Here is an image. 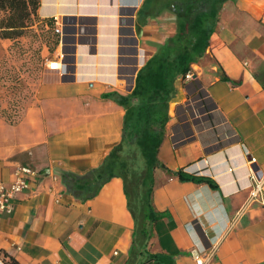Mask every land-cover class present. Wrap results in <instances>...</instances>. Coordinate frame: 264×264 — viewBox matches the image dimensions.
Listing matches in <instances>:
<instances>
[{
    "label": "crops",
    "instance_id": "1",
    "mask_svg": "<svg viewBox=\"0 0 264 264\" xmlns=\"http://www.w3.org/2000/svg\"><path fill=\"white\" fill-rule=\"evenodd\" d=\"M145 0H41L60 42L19 123L0 117V181L17 166L38 173L0 214V255L18 264H125L134 221L121 179L80 203L63 171L99 167L121 141L125 111L105 95L130 94L138 71L174 33L165 11L138 23ZM210 46L177 82L154 175L153 207L164 217L149 250L174 264H264V203L249 198L252 172L264 177V0H230ZM9 40L0 39L1 53ZM251 158L256 164H250ZM215 183L181 180L180 173ZM232 224V226H231Z\"/></svg>",
    "mask_w": 264,
    "mask_h": 264
},
{
    "label": "trees",
    "instance_id": "2",
    "mask_svg": "<svg viewBox=\"0 0 264 264\" xmlns=\"http://www.w3.org/2000/svg\"><path fill=\"white\" fill-rule=\"evenodd\" d=\"M138 13V23L145 26L150 19L168 11L175 17L174 33L158 44L155 53L146 61L136 76L135 87L128 95L111 93V99L125 111L120 143L113 148L102 164L83 174L63 171L62 183L69 195L80 203L95 199L103 187L115 178L121 179L128 210L134 221L132 245L125 264H174L167 254H153L149 245L157 222L163 213L153 207L154 175L163 168L160 149L167 136L170 106L177 94V82L192 72L210 46L221 10L230 0H145ZM41 0H0V39L9 40V52L20 59L27 58L31 75L40 71L43 49L53 53L60 42L54 19L42 20L37 12ZM41 42L38 47L27 46L24 40ZM7 65V64H6ZM14 69V68H13ZM15 70V69H14ZM7 81L21 83L20 76L6 69ZM3 76H2V78ZM18 99L0 110V117L9 124H17L25 112L22 89L15 84L8 88ZM33 97V96H32ZM31 97V98H32ZM11 109V111H10ZM181 180L215 183L208 179L179 174ZM4 259L18 264L14 258Z\"/></svg>",
    "mask_w": 264,
    "mask_h": 264
},
{
    "label": "built area",
    "instance_id": "3",
    "mask_svg": "<svg viewBox=\"0 0 264 264\" xmlns=\"http://www.w3.org/2000/svg\"><path fill=\"white\" fill-rule=\"evenodd\" d=\"M47 70H60V63L58 60H49L46 63ZM193 78L192 72L185 77L186 80ZM250 164H256V159L251 158ZM38 173L31 168L24 166H17L13 171V180L10 183L0 181V214L11 215L15 209L14 202L18 195L29 188L30 180L36 178ZM249 198L239 215L247 210V208L254 202L264 203V177H258L252 172L250 177ZM232 226V224H231ZM204 253L195 257L197 264H204ZM0 264H8V262L0 255Z\"/></svg>",
    "mask_w": 264,
    "mask_h": 264
},
{
    "label": "rangeland",
    "instance_id": "4",
    "mask_svg": "<svg viewBox=\"0 0 264 264\" xmlns=\"http://www.w3.org/2000/svg\"><path fill=\"white\" fill-rule=\"evenodd\" d=\"M24 42L27 44V46L30 45L33 46L34 48L38 47V45L41 43V42L35 43L32 39L24 40ZM11 45L12 43L10 42L6 53L3 52L1 53L0 50V110L2 108L10 107V104L14 103V101L18 99V97L16 98L15 96L11 95V93L8 91V88L15 86V84H17V86H19L22 89L21 93L19 94L21 95V97L19 96V98H23L24 95L29 98L27 101H25V105H24L25 108L27 109L35 100L34 97H35L36 88L46 75L47 59L42 60L40 71L36 75H31L27 70V68L31 67L29 56L27 58L20 59L16 54H11L9 52ZM45 49L48 50L46 47H44L43 52ZM6 69L10 70L12 72L11 74H17V76L18 75L20 76L21 79L20 85L19 83H13L7 81L5 77L7 75L5 73ZM2 76L4 80L1 79Z\"/></svg>",
    "mask_w": 264,
    "mask_h": 264
}]
</instances>
